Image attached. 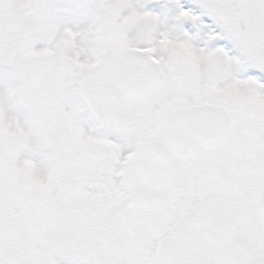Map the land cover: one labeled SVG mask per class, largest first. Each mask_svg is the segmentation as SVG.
<instances>
[{"label": "snow or ice", "instance_id": "snow-or-ice-1", "mask_svg": "<svg viewBox=\"0 0 264 264\" xmlns=\"http://www.w3.org/2000/svg\"><path fill=\"white\" fill-rule=\"evenodd\" d=\"M0 264H264V0H0Z\"/></svg>", "mask_w": 264, "mask_h": 264}, {"label": "rangeland", "instance_id": "rangeland-1", "mask_svg": "<svg viewBox=\"0 0 264 264\" xmlns=\"http://www.w3.org/2000/svg\"><path fill=\"white\" fill-rule=\"evenodd\" d=\"M76 2H79V3H87L88 0H76ZM68 18L70 20H82V19H84V17L81 16V15H69Z\"/></svg>", "mask_w": 264, "mask_h": 264}]
</instances>
